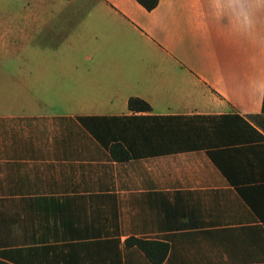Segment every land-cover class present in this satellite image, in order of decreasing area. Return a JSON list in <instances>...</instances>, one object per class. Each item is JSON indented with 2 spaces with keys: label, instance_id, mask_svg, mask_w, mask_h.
<instances>
[{
  "label": "crops",
  "instance_id": "obj_1",
  "mask_svg": "<svg viewBox=\"0 0 264 264\" xmlns=\"http://www.w3.org/2000/svg\"><path fill=\"white\" fill-rule=\"evenodd\" d=\"M85 1L0 18V40L74 33L0 60V260L264 264V7Z\"/></svg>",
  "mask_w": 264,
  "mask_h": 264
},
{
  "label": "rangeland",
  "instance_id": "obj_2",
  "mask_svg": "<svg viewBox=\"0 0 264 264\" xmlns=\"http://www.w3.org/2000/svg\"><path fill=\"white\" fill-rule=\"evenodd\" d=\"M93 8L85 0L73 2L65 0H0V18L26 12L54 14L56 16L74 13L89 18L90 15L96 12ZM0 24H4V22L0 21ZM55 29L54 32L49 34L42 32L29 34L27 32L16 38L11 35L0 40V60L14 61L27 59L29 55L28 49L31 47H42L43 51H46L44 55L34 52V59H60L61 54L57 53L59 51L58 46L66 44L65 39L70 38V41H73L74 33L72 30H68L67 26L63 28L56 26ZM45 37L47 38L46 42H43ZM14 47L19 48L18 52L15 53L16 49Z\"/></svg>",
  "mask_w": 264,
  "mask_h": 264
},
{
  "label": "trees",
  "instance_id": "obj_3",
  "mask_svg": "<svg viewBox=\"0 0 264 264\" xmlns=\"http://www.w3.org/2000/svg\"><path fill=\"white\" fill-rule=\"evenodd\" d=\"M143 7H145L147 10L152 9L153 7H155V5L157 4L158 0H137ZM128 107L130 110L133 111H147L150 109L149 104L137 97H130L128 99ZM262 111L264 112V94H263V99H262ZM118 147V145H114L112 147V150H116V148ZM124 152V151H123ZM121 158H125L126 154L122 153V155L120 156ZM0 264H8L6 262H3L0 260Z\"/></svg>",
  "mask_w": 264,
  "mask_h": 264
},
{
  "label": "clouds",
  "instance_id": "obj_4",
  "mask_svg": "<svg viewBox=\"0 0 264 264\" xmlns=\"http://www.w3.org/2000/svg\"><path fill=\"white\" fill-rule=\"evenodd\" d=\"M232 2L235 3L236 0H232ZM253 3L257 7H264V0H253ZM243 24L248 31H252L255 28V24L253 23L247 12H245V14L243 15Z\"/></svg>",
  "mask_w": 264,
  "mask_h": 264
}]
</instances>
